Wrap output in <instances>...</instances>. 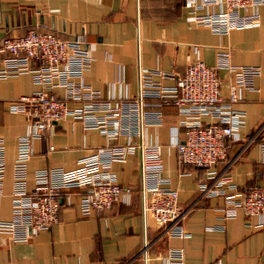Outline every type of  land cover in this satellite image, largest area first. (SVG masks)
Segmentation results:
<instances>
[{"label": "crops", "instance_id": "obj_1", "mask_svg": "<svg viewBox=\"0 0 264 264\" xmlns=\"http://www.w3.org/2000/svg\"><path fill=\"white\" fill-rule=\"evenodd\" d=\"M259 14V26L220 35L196 24L183 0H0V42L30 28L64 38L84 34L92 58L84 81L103 97L120 92L134 95L137 63L180 77L196 59L213 66L216 51L224 48L232 64L259 66L261 74L253 82L256 90H244L232 104L245 112L239 138L230 141L226 157L214 168L218 176L229 175L246 192L264 185V153L260 150L264 143V6ZM217 74L220 95L226 100L228 72L221 69ZM35 89L28 73L0 80V138L5 144L1 219L10 217L8 194L16 139L26 132L25 117L10 113L8 102ZM201 121L205 124L211 118L204 116ZM178 124L179 116L167 107L162 124L148 128L146 138L159 145L163 176L177 191L180 206L187 209L183 228L189 232L188 238L166 236L149 214H142L138 156L133 154L124 163L112 164L118 184L132 190L127 203L83 216L78 209L80 190L72 189L61 197L59 222L51 228L27 242H13L0 234V264H144L138 256L143 239L147 243L145 264H164L160 255L169 247L184 249V264H264V227L249 226L257 218L247 219L242 211L223 218V198L202 196L198 189L200 181L210 183L205 171L179 166L172 143L176 137L184 138ZM105 143L103 135L83 129L80 122L59 121L43 139L32 142L28 188L36 169H73L79 158Z\"/></svg>", "mask_w": 264, "mask_h": 264}, {"label": "built area", "instance_id": "obj_2", "mask_svg": "<svg viewBox=\"0 0 264 264\" xmlns=\"http://www.w3.org/2000/svg\"><path fill=\"white\" fill-rule=\"evenodd\" d=\"M196 24L225 35L233 29L260 25L259 9L264 0H183ZM202 14L199 11L207 10ZM0 80L28 73L36 87L30 94L8 102V111L21 114L26 132L16 139L9 191L10 217L0 218V234L13 242H27L41 230L59 222L61 197L72 189L80 190L78 209L83 216L103 212L115 204L127 203L129 186L118 184L112 171L114 162L124 163L138 156L142 214H149L168 237L188 238L183 228L187 209L178 203V193L163 176L159 145L146 138V130L163 122L164 109L171 107L179 116L184 138L176 137L179 166L205 171L206 180L198 183L202 196L222 197L223 218L242 211L247 219L256 217L252 228L264 227V185L241 191L229 175L218 176L215 165L223 160L231 140L239 138L245 112L232 104L244 90H256L253 82L261 74L259 66L234 65L229 51H216L215 64L207 66L196 59L180 77L137 63V90L132 96L120 92L103 97L87 85L84 74L91 66L89 43L84 34L64 38L55 32L30 28L23 35L7 36L0 42ZM228 72V98L220 95L218 70ZM165 80H172L165 84ZM211 122L202 123L201 117ZM80 122L83 129L96 130L106 143L79 158L75 168L36 169L32 186H27V164L33 154V140H41L59 121ZM124 138V142H119ZM264 153V143L260 145ZM5 144L0 138V208L4 196ZM147 261L143 239L138 255ZM164 264H184V249L169 247L160 255Z\"/></svg>", "mask_w": 264, "mask_h": 264}]
</instances>
